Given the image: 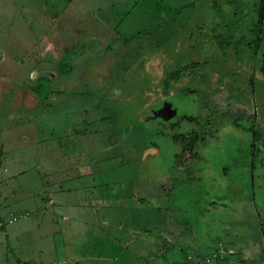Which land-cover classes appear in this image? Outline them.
Instances as JSON below:
<instances>
[{
  "label": "rangeland",
  "instance_id": "374dc122",
  "mask_svg": "<svg viewBox=\"0 0 264 264\" xmlns=\"http://www.w3.org/2000/svg\"><path fill=\"white\" fill-rule=\"evenodd\" d=\"M256 1L0 0V264H15L18 253L25 264H99L108 246L120 249L115 264H135L134 253L139 264H157L173 251V264H205V248L212 264H264V77L252 52L224 54L214 39L240 19L252 28ZM180 69L172 91L198 92V159L183 155L186 143L173 138L181 130L168 132L169 122L165 132L146 126L162 103L159 81ZM251 126L261 136L256 157ZM150 144L163 151L157 160L139 156ZM95 157L102 160L91 164ZM94 172L91 203V190L65 182ZM165 174L167 182L151 184ZM206 174L225 178L221 193L210 181L200 186ZM54 197L71 222L53 210ZM138 234L156 238L149 245ZM65 236L76 246L68 254ZM97 236L110 243L92 253Z\"/></svg>",
  "mask_w": 264,
  "mask_h": 264
},
{
  "label": "trees",
  "instance_id": "16d2710c",
  "mask_svg": "<svg viewBox=\"0 0 264 264\" xmlns=\"http://www.w3.org/2000/svg\"><path fill=\"white\" fill-rule=\"evenodd\" d=\"M256 10L254 11L255 13L250 16L251 17V24L253 25L252 28H248L245 26L246 22L244 21L243 24H241L242 19L231 22V23H227L224 25V30L222 32L216 33L214 35V39L217 41V44L220 46L219 50L222 51V53L227 54V50L229 48H232L234 53L236 54V56L240 59L242 57V51L247 50L249 52H252V55L255 58V70L264 77V0H257L256 1ZM242 26H241V25ZM220 28V26H215V30ZM242 34V35H241ZM263 34V35H262ZM239 35V37H238ZM216 44V43H215ZM183 70H174L171 71L170 73H168L166 75V77H162L161 80L159 81V91H155V96L156 94H160V96H162V99L158 97H156V101L157 100H161L162 103L159 106L158 104L155 105L154 108H152V114H150V111H146L144 113L145 117L150 114L149 116H147L145 119L147 121L146 126L149 127L152 123L154 124V122L157 125V132H161V131H166L165 129L167 128V124L169 122V126L167 131L169 132L170 129L172 127L178 128L181 131H179L178 134H176L173 138L176 137H180L186 144L184 146L183 149V155L184 153L187 151V155L192 154V157H196L197 159L200 156V136L203 135V133L201 134V130H203L200 127V122L197 118H195V115H197V113L199 112L198 110V106H199V99L197 94L195 91H193L190 88H183L182 90H180L179 92H173L172 89L174 88L176 82L180 79V74ZM48 83V82H46ZM253 85L256 87L260 86V83L255 82L253 83ZM252 87V86H251ZM254 88V87H253ZM255 90V88L253 89ZM38 93L45 95L48 93L47 90H37ZM196 95V97H195ZM180 99L185 100L187 105L189 107H186L184 109L181 110V107L177 104V101ZM178 99V100H177ZM181 101V100H179ZM259 109L263 110V103H259ZM148 109V108H147ZM187 109H189L188 112H184ZM154 114V115H153ZM161 119V120H158ZM177 120V121H175ZM163 122V123H162ZM175 123H177L178 125H176ZM152 124V125H153ZM180 127V128H179ZM153 126H151L149 129V133H152L153 130ZM251 134H252V141H250L249 143V149H251V153L253 154V156L256 157V153L258 151L257 146L258 143L261 141V136L257 135V132H255V129L251 126ZM173 130V129H171ZM226 130V129H225ZM224 130V131H225ZM145 131H146V127H145ZM245 132H249V130L244 129ZM231 132H235L233 130H231ZM155 136L157 135L156 132L154 133ZM164 135V134H163ZM162 135V136H163ZM223 135V132H222ZM168 143L170 142V137H167ZM247 139V137H246ZM111 142L114 143L113 139H110ZM204 140V139H203ZM143 141H145L143 139ZM246 140H244L245 142ZM215 143H213L211 145L210 148L202 150L201 153H203L205 156L208 155V153L212 150V147ZM151 146L146 147L145 151L144 149L140 150V157H143L144 155L147 154V152L149 153V155H151L153 153V148H156V150L158 149L159 154L158 157H154L152 158L149 157V159H158L160 155L163 154V151L161 150V148L159 146L156 145L153 146L152 144H150ZM224 145L225 142H221V145L218 146L221 148V150H224ZM242 150V149H238L237 151ZM205 151V152H204ZM1 152V151H0ZM132 154H135L134 152H132ZM176 154V152H175ZM148 155V156H149ZM182 155V157H183ZM168 156V155H167ZM191 156V155H190ZM191 157V158H192ZM181 158V155H180ZM208 157H206L207 159ZM215 158V157H214ZM148 160V159H147ZM172 164H171V169L175 167V162L177 161V157L173 156V158L170 159ZM211 160V158L208 159V162ZM143 161H146V159H144ZM211 162V161H210ZM211 167L213 168V166H211L210 163V167L209 169H211ZM252 167H254L256 174L258 177H260L261 181H262V174L260 171L261 166L260 167H255V165ZM206 178H204L205 184H201L200 182L197 183V185L195 186V188L200 185V186H205L206 190H207V181L211 182V185H209L212 190L216 191V190H220L219 188H225L227 183L224 177H219V178H215L213 176H208L207 174L205 175ZM182 189L185 190V186L184 187H180ZM220 192V191H219ZM217 194H220V193ZM140 202L143 203V205L147 202L146 199H140ZM143 208V206H142ZM153 220V219H152ZM161 221L164 222V219H162ZM117 230V229H116ZM149 232V231H148ZM117 234L115 235V239H119L120 238V233L116 232ZM127 236V235H126ZM111 236H109L110 238ZM139 239L141 238L143 242H149L148 244L150 245L151 243H153L154 239L156 238L155 236H147L146 234H144L142 237L138 234L137 236ZM104 238V237H103ZM100 237H96L95 242L92 243L90 245V251L93 253L94 250H97L99 246H102V243L104 245L110 243V240L106 238L103 239ZM131 238V235L130 237ZM146 243V245H148ZM194 246H197L198 249L202 248V244L196 245L195 243L193 244ZM108 246L106 248H104V250L102 251V255H104V257H100L101 259H98L99 264H105L104 263V259H107L108 264H115V257L120 255V249L119 251H116L114 249H110ZM182 248V247H181ZM203 249V258L204 260L207 261V263L205 264H212V262H214V258L213 253H211V249L208 248ZM124 250H128V249H124ZM124 251V253L126 252ZM141 251V250H140ZM176 251H179V249H176ZM134 252V251H133ZM146 253V251H144ZM171 253H175V251L171 252ZM170 253V254H171ZM135 256L137 257L136 253H134ZM168 253V257L170 259H168L167 261L161 260V258L156 257L157 258V264H173V261H171L173 258H175L172 254L170 255ZM186 256L189 255V251L185 252ZM179 255V254H178ZM92 257V256H91ZM130 257V256H129ZM135 257L134 259V263L135 264H139V261L137 258ZM142 256H140L139 258H141ZM146 257V256H145ZM95 258V257H92ZM137 259V260H136ZM217 259V258H216ZM215 259V260H216ZM73 264H82V261L80 260H75L73 262ZM130 264V263H129Z\"/></svg>",
  "mask_w": 264,
  "mask_h": 264
},
{
  "label": "crops",
  "instance_id": "0c3cea01",
  "mask_svg": "<svg viewBox=\"0 0 264 264\" xmlns=\"http://www.w3.org/2000/svg\"><path fill=\"white\" fill-rule=\"evenodd\" d=\"M158 154H159V151H158V149L156 150V148H153V155H152V158H154V157H158ZM102 159L101 158H97V157H95V159H91L90 161V163L92 164V162H94V161H101ZM89 165V166H92V165ZM93 167V166H92ZM92 167L90 168V169H92ZM87 169H88V167H87ZM101 172V171H100ZM86 173V172H85ZM85 173H83L81 176H79V175H77V178L76 179H74V180H70V181H66L65 183L68 185V186H70V187H73V188H76V189H72V191H75V192H78V191H81V190H84V191H90L91 190V194L89 195V197H88V200H91V203L94 201V197L92 196L93 195V191H94V187L96 186V184L95 185H93V181L92 180H89V178L90 177H92L96 172H94V173H87V174H85ZM93 174V175H92ZM127 174H128V172H127ZM92 175V176H91ZM125 174H122V180H124V181H129V179H128V176L126 175L125 177H123ZM120 176H121V172H120ZM243 174H242V178H243ZM168 177H171L170 176V174H165V176L163 177H159L158 175H156L155 177H154V179H151L150 180V182H151V184H153L154 182H155V179H156V182H157V180H159V179H161L163 182H167L168 181ZM131 181V180H130ZM77 182H80L81 184H78ZM111 182V181H110ZM110 182H105L104 184H106L107 186H104L103 184H101L103 187H110V185L109 184H111ZM242 183H243V181H242ZM77 185H83L82 187H84V188H81L80 186L79 187H77ZM100 189V188H99ZM69 191V190H68ZM52 194V195H54V196H56L52 191H50V192H47V194ZM88 193V192H87ZM79 196V199H81L80 200V202H82V203H87L86 202V199L87 198H85V197H83L82 196V194H79L78 195ZM77 196V197H78ZM103 198H105L104 196H102ZM56 198H58V197H54V199L56 200V202H58V204L57 205H55L54 206V208H53V210L55 211V208L57 209V207H60V209L63 211V218L65 219V220H68V222H71V218H72V216H69L68 215V212L66 211L65 212V209H67L68 208V205L66 204V203H64V202H62L61 201V199H56ZM67 200H70V198H68ZM104 201H105V199H104ZM103 201V202H104ZM109 200L107 199V202H108ZM140 201V200H139ZM138 201V203H137V206L138 205H142L143 206V203H140ZM106 202V203H107ZM136 205V204H135ZM85 211V210H84ZM83 211V212H84ZM57 223H58V221H57ZM107 225V224H106ZM70 226V225H69ZM71 231H73V229L71 230ZM53 233H54V235H53ZM63 234H65V233H63ZM54 236V237H53ZM57 235H56V233L55 232H53L52 231V234H51V237L52 238H55ZM71 239V237L69 238V241H68V239H67V237L65 236L64 238H62V240L64 241V244H63V247H64V254H65V252H66V254H68V251L70 250V249H72V247L73 248H75L76 246H75V244L72 242L73 241V239L72 240H70ZM52 240H54V239H52ZM57 244H55L54 243V245H53V247H54V249L53 250H55V248H56V251H58L57 250V246H56ZM13 252H14V250H13ZM78 252V251H77ZM62 254V253H61ZM64 254H62V255H64ZM14 256H15V252H14ZM69 260H71V259H63V261H64V263H67ZM71 261H75V260H71ZM14 262H15V264H25L26 262L24 261V258H23V256H20V253H18V255H16L15 256V260H14ZM7 264H11V263H7ZM27 264H31V263H27Z\"/></svg>",
  "mask_w": 264,
  "mask_h": 264
}]
</instances>
